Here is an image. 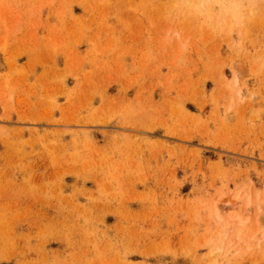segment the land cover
Returning a JSON list of instances; mask_svg holds the SVG:
<instances>
[{"label":"rangeland","instance_id":"374dc122","mask_svg":"<svg viewBox=\"0 0 264 264\" xmlns=\"http://www.w3.org/2000/svg\"><path fill=\"white\" fill-rule=\"evenodd\" d=\"M263 229L264 0H0V264H264Z\"/></svg>","mask_w":264,"mask_h":264},{"label":"bare ground","instance_id":"6f19581e","mask_svg":"<svg viewBox=\"0 0 264 264\" xmlns=\"http://www.w3.org/2000/svg\"><path fill=\"white\" fill-rule=\"evenodd\" d=\"M218 210V209H217ZM219 212V211H218ZM264 230V229H263ZM264 232V231H263ZM241 237V236H240ZM242 238V237H241Z\"/></svg>","mask_w":264,"mask_h":264}]
</instances>
